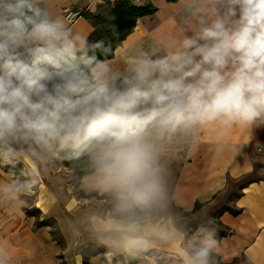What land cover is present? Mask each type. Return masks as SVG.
Wrapping results in <instances>:
<instances>
[{"label": "clouds", "instance_id": "9594fccd", "mask_svg": "<svg viewBox=\"0 0 264 264\" xmlns=\"http://www.w3.org/2000/svg\"><path fill=\"white\" fill-rule=\"evenodd\" d=\"M42 3L0 0V158L25 165L0 198L23 203L36 185L26 161L83 163L108 207L84 209L74 237L133 260L155 250L164 264H214L215 229L188 235L168 157L206 130L223 153L234 130L264 125V0H180L179 31L147 49L132 42L123 68L95 55L110 44ZM0 264H12L3 243Z\"/></svg>", "mask_w": 264, "mask_h": 264}, {"label": "crops", "instance_id": "0c3cea01", "mask_svg": "<svg viewBox=\"0 0 264 264\" xmlns=\"http://www.w3.org/2000/svg\"><path fill=\"white\" fill-rule=\"evenodd\" d=\"M153 3L156 11L140 17L133 31L108 59L115 67L125 66L132 42L147 49L161 36L176 33L183 26L178 14L180 0H154ZM96 4V0H43L42 6L64 18L87 38L93 30L88 20L80 16L69 22L64 15L70 9L81 7L92 10ZM215 139V132L206 130L195 146L182 147L168 157L175 206L183 217L182 223H188V231L200 226L218 227L223 231H215L219 244L214 264H264V125L234 130L229 137L231 147L223 153L217 152ZM34 165L37 169L40 166L46 170L52 168H47L46 164ZM61 166L62 158H58L52 173L42 181L47 191L35 197L34 206L40 216L54 218L63 245L52 237L49 225L36 224L35 215L25 212L24 202L0 198V243L8 247L12 264H158L146 254L133 260L109 250L87 232L80 237L71 234L69 224L84 209L93 205L106 208L108 200L103 193L88 189L86 174L76 183L84 195L69 193L64 188L66 178L56 170ZM12 179L13 172L0 167V183ZM232 185L240 187L239 194L232 205L222 208L217 217L219 224L215 225L211 215L221 207L222 198H226V190ZM92 192L96 196H89ZM197 203L199 206L194 210ZM189 214L191 219L186 218Z\"/></svg>", "mask_w": 264, "mask_h": 264}, {"label": "trees", "instance_id": "16d2710c", "mask_svg": "<svg viewBox=\"0 0 264 264\" xmlns=\"http://www.w3.org/2000/svg\"><path fill=\"white\" fill-rule=\"evenodd\" d=\"M135 0H102L95 5V7L90 10L88 7L81 9L80 15L83 16L93 27V30L88 35L87 39L89 43H95L97 41L103 40L105 45H111L112 54L105 56L99 50L96 51L95 55L101 59H110L113 57L114 51L117 46H119L130 34L134 27L136 26L137 20L146 15H150L156 11V6L154 5V0H138L139 4L134 2ZM168 2H174L176 0H166ZM91 54V53H90ZM62 163L68 167L74 168L76 172V181L74 184L79 182L82 175L85 174V166L83 163H74L62 159ZM0 167L5 171H14L5 164L2 159H0ZM80 196L84 195L82 191L79 193ZM95 195V192L89 194V196ZM23 198V196L21 197ZM199 204L197 203L194 210L197 209ZM35 211L39 213L38 209L35 207L25 208V212L28 214L35 215ZM185 213V212H184ZM52 224L54 227L51 230L52 237L60 244H64V240L57 228L56 221L52 217H48L45 220H36V224ZM210 228L208 226H204ZM146 255L154 258L158 264H164L161 260L157 258V253L155 250L150 251Z\"/></svg>", "mask_w": 264, "mask_h": 264}, {"label": "rangeland", "instance_id": "374dc122", "mask_svg": "<svg viewBox=\"0 0 264 264\" xmlns=\"http://www.w3.org/2000/svg\"><path fill=\"white\" fill-rule=\"evenodd\" d=\"M84 7L79 8L80 10L83 9ZM70 10H74V9H70ZM69 11V10H68ZM2 159V158H0ZM3 160V159H2ZM57 160V159H56ZM56 160L51 162V163H47V168H51L49 170H46L45 168H43L42 166L39 167V169L36 168V166L31 162V161H26V167L31 170L34 171L36 173V179H37V183L36 185L33 186L31 192L26 195L23 196V201L25 203V208H30L32 206H34L35 203V197L38 196L39 193L41 192H46L47 189L43 186L42 181H46V176L48 174L52 173V170L54 169V165L56 163ZM8 166L14 171V175H19L21 173V171L24 169L25 165L23 161H18V162H13V163H7ZM52 164V165H51ZM54 164V165H53ZM56 170L61 173L63 175L65 179V183H64V188L66 190V188L69 190V193H73L74 195H78L80 193V190L78 189V185L74 184L76 181V172L77 170L71 167H68L66 165L63 164V167L61 166L59 169L56 168ZM255 177H257L256 174H254ZM248 178H252L251 176H249ZM49 183V182H48ZM237 188H236V187ZM49 187L52 189V187L49 184ZM240 187L237 185H232L231 187H228V189L226 190L225 196L226 198H222V204L221 207L218 208L212 215L211 217L213 218L214 224L217 225L219 224L217 217L218 214L221 212L222 208L232 205L233 202L235 201L236 197L238 196V192H239ZM96 196V195H95ZM94 196V197H95ZM226 204V205H225ZM36 208V206H34ZM177 209V208H176ZM178 211V210H177ZM35 217L36 220H45L47 219L46 215L44 216H40V214H38V212L35 211ZM186 218H192V215H186ZM203 218V216H202ZM49 226L51 228V230L54 229V227L52 226L51 223H49ZM212 229H214L212 227ZM215 231L218 233H222L223 231L221 229H218V227H215ZM196 228L193 230H189L188 231V235L191 236L194 232H195Z\"/></svg>", "mask_w": 264, "mask_h": 264}, {"label": "built area", "instance_id": "2783aa9c", "mask_svg": "<svg viewBox=\"0 0 264 264\" xmlns=\"http://www.w3.org/2000/svg\"><path fill=\"white\" fill-rule=\"evenodd\" d=\"M80 9H74V10H69L65 13L64 17L66 18V20H68L69 22H73L74 20H76V18L80 17Z\"/></svg>", "mask_w": 264, "mask_h": 264}]
</instances>
